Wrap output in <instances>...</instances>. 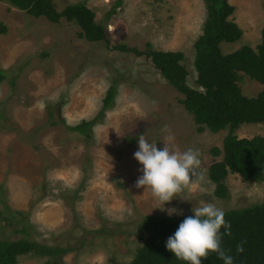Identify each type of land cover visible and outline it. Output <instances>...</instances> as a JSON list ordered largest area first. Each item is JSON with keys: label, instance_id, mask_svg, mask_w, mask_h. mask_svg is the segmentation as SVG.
<instances>
[{"label": "rangeland", "instance_id": "374dc122", "mask_svg": "<svg viewBox=\"0 0 264 264\" xmlns=\"http://www.w3.org/2000/svg\"><path fill=\"white\" fill-rule=\"evenodd\" d=\"M77 1L94 10L107 43L80 37L79 25L63 16L53 22L0 0V68L5 70L0 81V238L27 237L64 249L19 254L13 264H124L142 241L137 223L145 214H169L173 208L193 213L205 202L223 210L264 201V181L231 172L225 178L227 195H215L208 166L220 155L211 148L222 146L228 128L199 130L181 101L184 94L150 56L114 48L124 43L143 50L150 42L153 48L181 50L187 84L203 89L195 80L193 43L202 32L204 0L53 3L60 10ZM228 2L234 6L229 18L242 34L221 41L222 52L255 46L264 0ZM238 83L249 96L262 87L245 74ZM110 85L114 97L104 106ZM91 118L88 134L69 127ZM234 132L264 136V121L241 123ZM141 134L158 149L171 134L181 152H200L199 175L165 205L134 187L143 174L134 159Z\"/></svg>", "mask_w": 264, "mask_h": 264}, {"label": "trees", "instance_id": "16d2710c", "mask_svg": "<svg viewBox=\"0 0 264 264\" xmlns=\"http://www.w3.org/2000/svg\"><path fill=\"white\" fill-rule=\"evenodd\" d=\"M8 1L33 16L43 15L53 22L59 21L63 16L79 25L80 37L108 42L104 26L95 20L94 10L82 1L66 4L60 10L55 7L53 0ZM120 1L117 0L116 5ZM204 2L207 11L202 32L193 43V63L197 71L195 80L203 89L187 84L188 70L181 62L184 58L181 50L153 48L150 42H146L143 50L124 43H117L114 48L150 56L162 75L184 94L181 101L193 114L199 130L204 127L211 131L228 128L222 146L211 148L215 156L220 155V158L214 159L208 166V176L215 183V195L224 197L228 193L225 178L229 172L238 173L244 180L264 181V136L254 134L250 137H238L234 132L241 123L264 121V24L261 27L260 41L255 46L243 44L233 51L222 52L219 43L239 38L242 28L229 18L234 6L228 0ZM113 10L114 7L109 12ZM1 30H4L3 26ZM242 74L262 84L255 95L242 93L238 83ZM4 76L5 70L0 68V81ZM114 89L113 85L107 88L103 99L104 106L111 103ZM93 119H82L69 127L88 134ZM1 191L0 185V193ZM223 211L226 222L231 225V235H224L226 229L221 228V247L226 254L233 257V264H264V201ZM189 216H194V213L145 214L137 223V236L142 241L136 247L132 258L124 264H189L177 259L165 246L167 239ZM241 242H244V251L237 253V245ZM63 250L61 247L50 246L27 237L0 238V264H13L17 255L26 252L53 254ZM201 264H224V261L218 258L217 253L210 252L207 259L202 258Z\"/></svg>", "mask_w": 264, "mask_h": 264}, {"label": "clouds", "instance_id": "9594fccd", "mask_svg": "<svg viewBox=\"0 0 264 264\" xmlns=\"http://www.w3.org/2000/svg\"><path fill=\"white\" fill-rule=\"evenodd\" d=\"M165 130H168L167 125ZM174 139L173 135H167L163 148L158 149L141 134L138 150L134 153V159L143 166L140 169L143 174L137 178L134 187L150 191L162 205L172 201L174 196L189 187L193 177L199 175L196 172L201 164L199 150L188 148L181 152L176 148ZM167 211L169 215L183 214L182 210L175 208ZM192 211L194 216L186 217L167 239L166 249L189 264H201L202 258L207 259L210 252L217 253L224 264H233V257L221 247V228L226 229L224 235H231V225L226 222L224 211L212 202L202 203ZM243 243L237 245V253L244 251Z\"/></svg>", "mask_w": 264, "mask_h": 264}]
</instances>
